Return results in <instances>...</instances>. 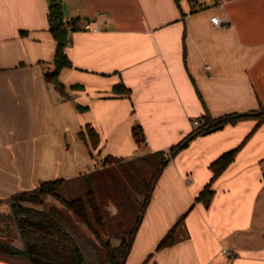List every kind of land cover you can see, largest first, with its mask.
<instances>
[{"label":"crops","instance_id":"crops-1","mask_svg":"<svg viewBox=\"0 0 264 264\" xmlns=\"http://www.w3.org/2000/svg\"><path fill=\"white\" fill-rule=\"evenodd\" d=\"M59 1L65 20L77 19L63 91L45 77L57 44L49 0H0V205L10 209L11 196L43 182L93 172L107 155L167 152L206 114L264 109V0ZM87 22L98 30H84ZM87 125L97 148L80 135ZM239 146L212 183L209 206L196 201L212 162ZM182 216V239L157 249ZM5 237L24 249L18 235ZM125 264H264V121L228 123L168 161Z\"/></svg>","mask_w":264,"mask_h":264},{"label":"trees","instance_id":"trees-1","mask_svg":"<svg viewBox=\"0 0 264 264\" xmlns=\"http://www.w3.org/2000/svg\"><path fill=\"white\" fill-rule=\"evenodd\" d=\"M49 3V30L57 44L54 69L45 77L63 91L59 75L64 68L72 66L66 46L69 31L77 28V19L65 20L59 0ZM248 117L257 118L260 124L264 121V109L220 118L206 114L190 134L167 152L145 153L132 159L107 155L102 166L93 172L43 182L33 190L14 194L8 202L16 236L21 238L24 249L0 241V255L21 257L28 264H125L153 189L168 161L195 137ZM80 135L84 139L88 136L93 148L99 146L100 137L92 126L87 125ZM132 135L138 145L145 142L139 124L132 127ZM240 147L212 162V179L196 201L209 206L214 195L212 183L235 159ZM49 196L51 201L46 200ZM184 218L164 236L157 249L182 239ZM114 239L119 243L114 244Z\"/></svg>","mask_w":264,"mask_h":264},{"label":"rangeland","instance_id":"rangeland-1","mask_svg":"<svg viewBox=\"0 0 264 264\" xmlns=\"http://www.w3.org/2000/svg\"><path fill=\"white\" fill-rule=\"evenodd\" d=\"M104 161V160H103ZM103 163V162H102ZM47 201H51L52 197L49 196L46 198ZM8 205H10L9 203H7ZM0 221H12V215H11V211L10 209L7 207V205L2 204L0 205ZM8 238H6L4 235L2 236L0 234V241L6 240ZM114 244H118L119 241L117 239L112 240ZM28 264V262L24 259V258H10L4 255H0V264Z\"/></svg>","mask_w":264,"mask_h":264},{"label":"built area","instance_id":"built-area-1","mask_svg":"<svg viewBox=\"0 0 264 264\" xmlns=\"http://www.w3.org/2000/svg\"><path fill=\"white\" fill-rule=\"evenodd\" d=\"M211 21L213 22V24L214 25H216V26H222V24H223V21H222V19H220L219 17H213L212 19H211ZM95 23L94 22H87L86 24H85V26H84V30H94V31H97L98 30V28L97 27H94L93 25H94ZM194 125H199V120H194ZM191 180V177H189L188 178V181H190ZM224 252L226 253V254H228L229 255V253L227 252V251H225L224 250Z\"/></svg>","mask_w":264,"mask_h":264},{"label":"water","instance_id":"water-1","mask_svg":"<svg viewBox=\"0 0 264 264\" xmlns=\"http://www.w3.org/2000/svg\"><path fill=\"white\" fill-rule=\"evenodd\" d=\"M8 225L4 223H0V234L3 236H9L12 234V236H16L14 226H9L10 230H7Z\"/></svg>","mask_w":264,"mask_h":264}]
</instances>
